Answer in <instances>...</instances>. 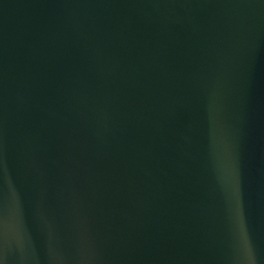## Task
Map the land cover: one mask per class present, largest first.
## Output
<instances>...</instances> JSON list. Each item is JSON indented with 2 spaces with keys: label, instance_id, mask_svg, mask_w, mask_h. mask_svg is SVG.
<instances>
[{
  "label": "water",
  "instance_id": "water-1",
  "mask_svg": "<svg viewBox=\"0 0 264 264\" xmlns=\"http://www.w3.org/2000/svg\"><path fill=\"white\" fill-rule=\"evenodd\" d=\"M0 264H264V0H0Z\"/></svg>",
  "mask_w": 264,
  "mask_h": 264
}]
</instances>
